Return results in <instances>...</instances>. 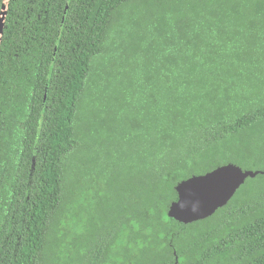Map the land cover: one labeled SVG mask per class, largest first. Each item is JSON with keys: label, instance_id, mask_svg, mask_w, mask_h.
Segmentation results:
<instances>
[{"label": "trees", "instance_id": "obj_1", "mask_svg": "<svg viewBox=\"0 0 264 264\" xmlns=\"http://www.w3.org/2000/svg\"><path fill=\"white\" fill-rule=\"evenodd\" d=\"M257 143L264 0H8L0 264H264V195L166 214L179 182L243 169Z\"/></svg>", "mask_w": 264, "mask_h": 264}, {"label": "water", "instance_id": "obj_2", "mask_svg": "<svg viewBox=\"0 0 264 264\" xmlns=\"http://www.w3.org/2000/svg\"><path fill=\"white\" fill-rule=\"evenodd\" d=\"M8 0L0 9V39ZM264 172L243 170L235 164H226L200 176H192L179 182L174 190L177 200L168 208L169 218L191 224L213 216L225 207L247 179H254Z\"/></svg>", "mask_w": 264, "mask_h": 264}, {"label": "rangeland", "instance_id": "obj_3", "mask_svg": "<svg viewBox=\"0 0 264 264\" xmlns=\"http://www.w3.org/2000/svg\"><path fill=\"white\" fill-rule=\"evenodd\" d=\"M125 23L126 22L124 20L120 19L119 21H115L112 24H110V27L111 26L115 27L113 31L116 36V41L118 44H120V46H122L123 44H126L130 39L133 38V31L128 33L129 28L127 26L125 27ZM126 28L128 30H126ZM116 92H118V90ZM89 117H90L89 115L86 116L87 119ZM263 147L264 146L261 145L260 143L256 144V150H259V151L256 153H253L251 160L249 159V157L247 158V162L244 165L245 168L243 169L250 170V171L264 172V155H263L264 148ZM227 155L228 154L225 155V158L217 157L216 160H212V162L222 163L226 159ZM230 157L231 156L227 158H230ZM205 166H208V165H202L200 166V168H204ZM71 190L73 191V193H76L77 188L75 184L71 185ZM258 193L264 195V175H258L254 179H247L245 183L236 192V194L234 195L230 203L231 205H233L234 202L236 201L240 202L242 200L243 201L250 200L252 197H254L255 194L258 195ZM67 240L68 239L65 238L64 242H67ZM47 262H48L47 264H54L52 259Z\"/></svg>", "mask_w": 264, "mask_h": 264}, {"label": "flooded vegetation", "instance_id": "obj_4", "mask_svg": "<svg viewBox=\"0 0 264 264\" xmlns=\"http://www.w3.org/2000/svg\"><path fill=\"white\" fill-rule=\"evenodd\" d=\"M2 5V4H1ZM174 202V201H173ZM84 203V200H82L81 201V203L77 206V207H79V206H82V204ZM75 210V212L78 210V209H74ZM167 212H168V210H167ZM167 214V213H166ZM167 217H168V215H167ZM169 218V217H168ZM169 219H171V218H169ZM171 220H173V219H171ZM173 221H175V220H173ZM175 222H177V221H175ZM177 223H179V222H177ZM179 224H182V223H179ZM192 224V223H191ZM183 225H185V224H183ZM188 225V224H187ZM68 227L64 224V226L62 225V224H58V227H57V229H58V231L59 232H61V235H62V232H67V233H69L70 234V236H71V234H73V230L72 231H70V230H68L67 229ZM66 235H68V234H66ZM69 237V236H68ZM66 238H67V236H66ZM64 239H65V236L62 238V239H60V242L61 243H64V244H67L68 242H71V243H73L74 242V245L71 247V249H74V250H72L73 252L72 253H69V256H67L68 258H71V257H73V255L75 254V251L77 250V248H76V244H79L80 242H81V240H79L78 238H77V235L75 236V235H72L71 236V241H68L67 240V242H64ZM68 239V238H67ZM73 241V242H72ZM76 249V250H75ZM78 252V251H77ZM78 254H79V252H78ZM173 256H174V262H173V264H178V257L176 256V253L173 251Z\"/></svg>", "mask_w": 264, "mask_h": 264}]
</instances>
